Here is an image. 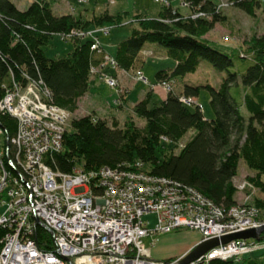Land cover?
Segmentation results:
<instances>
[{
  "label": "trees",
  "instance_id": "trees-1",
  "mask_svg": "<svg viewBox=\"0 0 264 264\" xmlns=\"http://www.w3.org/2000/svg\"><path fill=\"white\" fill-rule=\"evenodd\" d=\"M53 1L32 0L27 8L20 9L12 0H0V99L14 81L23 87L32 80L43 81L52 92V102L73 113L91 87L94 69L109 71L106 56L115 59L117 69H138L152 52L144 50L146 43L151 42L159 44L163 53L174 60L172 68L156 73L158 83L172 84L168 96L152 103L150 92L133 109L146 121L144 128H138L132 120H127L124 127L117 122L110 125L91 114L72 118L65 133L64 150L46 159L54 170L71 173L77 167L87 171L103 166L128 167L139 160L149 174L192 186L228 209L241 204L234 178L243 159L253 173L246 180L264 196L263 34H253L241 44L239 57L250 64L239 74L235 56L212 46L208 38L216 25L226 20L220 3L183 0L189 13L163 5L157 18L134 15L129 22H136V27L127 39L117 43L116 54L112 55L104 45L92 49L94 41H87L89 37L83 38L80 32L92 27L122 26L128 20L127 14L112 13L107 8L101 13L94 11L87 20L73 14L76 8L71 13L57 14ZM229 2L250 16L264 12L259 0ZM77 4H87V0H78ZM55 35L70 39L73 46L66 54L49 58L45 48ZM202 60L209 61L218 71L228 72L219 87L209 83L205 86L215 112L212 118L205 116L197 102L193 103L195 109H191L181 100H197L200 86L186 83L183 91H175L177 78L196 72ZM12 117L0 113V126L8 130L10 137L17 131V120ZM190 131L194 132L192 138L181 147L183 150L175 153ZM252 204L264 212L263 199L257 197ZM38 236L43 249H55L46 229L39 227ZM257 241L264 242V232ZM234 259L214 258L202 264H264V250L257 256L252 252L238 258L239 261Z\"/></svg>",
  "mask_w": 264,
  "mask_h": 264
},
{
  "label": "built area",
  "instance_id": "built-area-1",
  "mask_svg": "<svg viewBox=\"0 0 264 264\" xmlns=\"http://www.w3.org/2000/svg\"><path fill=\"white\" fill-rule=\"evenodd\" d=\"M155 1L170 5V0ZM111 59L106 56V63L115 66ZM100 72L116 86L112 76ZM137 74L148 81L142 70ZM42 85L32 80L23 87L14 81L0 99V112L17 120L12 137L0 128V135H6L3 146L0 141V264H156L144 242L155 232L187 227L202 231L208 240L211 229L222 235L264 226V212L257 207L244 203L228 210L192 186L149 174L141 163L54 170L46 159L62 148L71 113L53 103L52 92ZM161 85L172 89L170 82ZM150 214L156 216L154 229L145 219ZM39 227L51 234L54 250L38 243ZM263 247L256 239L233 241L210 250L201 263L240 258Z\"/></svg>",
  "mask_w": 264,
  "mask_h": 264
},
{
  "label": "rangeland",
  "instance_id": "rangeland-1",
  "mask_svg": "<svg viewBox=\"0 0 264 264\" xmlns=\"http://www.w3.org/2000/svg\"><path fill=\"white\" fill-rule=\"evenodd\" d=\"M12 1L20 9L27 8L32 2V0ZM76 1L78 0H70V3L68 4V0H61L60 3H63V5L60 4L61 6H56L55 4H53L55 5L54 9L57 11V13H71L73 11V8H76L78 10L73 12V14L78 18L83 15L84 19L87 20L92 18L94 11L96 13H101L107 8L112 13L121 12L127 14L128 20L122 26L112 27L111 29H97L95 27H92L91 30H84L80 32V34H84L87 32H89L90 34H94L95 36H91L93 38L96 37V35L100 34L98 36L101 37V41L107 48L108 52L110 51L111 53L114 52V50H112L113 47H115L114 43H118L122 40L127 39L131 35L133 29L136 27V22H129V20L133 19L134 15L140 14L151 18H157L160 16V13L163 9V4L158 3L155 0H113V2L111 0H87V4H81L80 6ZM222 1L225 4L223 5V11L226 16V20L224 23H218L216 25V28L209 33L208 38L210 39L212 46L235 56L236 70L239 71V74H242V72L246 69L250 62L239 57L240 46L253 34L257 33L258 35H264V12L260 10L257 11V14L255 16H250L245 11L233 7L231 4H228L227 2L229 0ZM55 2H57V0H55ZM110 2L114 4H110ZM170 3L173 5V7L179 8L182 13H189L190 8L188 5L183 3V0H170ZM85 5H88V10H86ZM262 9H264V2L262 3ZM105 30H110V32L106 33ZM62 39L63 38L61 35H55L52 39V43L45 48V51L49 58H57L58 56L64 55L72 48L73 42L70 39ZM149 44H153L161 48L159 44L149 42L144 46V50L147 49L146 46H148ZM151 51L152 52L148 53V56L145 57L147 65L145 71L147 73L146 77L148 81L145 82L142 78H140V76L137 74L139 70L136 71L132 80L136 82L137 85L132 87V92L130 95H126L128 99H131L129 102L135 103L139 101L145 96L150 88H152V92L156 85L160 86L157 79H155V74L153 75L156 68V63L154 62H165L166 64L164 66H167V64H169L170 67L174 65V60L167 57L163 52H157L155 50ZM107 69L109 70L108 74L110 76L118 75L119 73V69L112 65L107 66ZM227 75V71H218L209 61L202 60L196 72L189 73L185 78H177L175 91L177 93L183 91L184 85L186 83H192V85L194 86H200V95L196 97L197 103L201 105L202 108L204 107V114L205 110L209 111L207 112L208 114H205V116L207 118H212L215 116V112L210 103V91L205 86L209 83L215 87H219L223 78L227 77ZM92 77L100 80V85L97 86L96 83L92 84L88 91L89 99L85 97L84 99L81 98L78 101V108L76 109V111H74L73 113L70 111L72 116H70V120L72 118L74 119L91 114L101 117L110 125L113 122H117L120 127H124V124L127 122V120H132L138 128H144L146 121L141 117H138L133 111L136 103L131 104L132 106L130 108L126 107L125 109H123L125 96L124 87L120 84L116 76H114L116 81L115 87L110 86L105 78L101 77L100 71L94 72V74H92ZM156 87L155 89L158 88ZM159 99V95L157 93H154L152 94L150 101H152V103H155L159 101ZM89 101L95 106H92ZM113 101L115 102V113H112V111L106 114L108 116L104 115L106 113L105 111L111 110L110 106ZM152 105L153 104H151L150 106ZM187 105L191 106V109H195V105H193V103ZM94 107L97 108V110H92ZM0 128L2 129L1 126ZM3 134L4 133L0 135L2 146L6 143V135ZM193 134V131L188 132L186 136L181 140V143H179L178 147L175 148L174 152L178 153L181 147H183V145H185L186 142L192 138ZM133 165L134 164H131V166ZM251 174L253 173L250 171L245 161L241 159L238 168V176L234 178V182L237 183V187L239 189L237 197L239 198L241 204L245 203L250 206H255V204H252L254 203V199L259 197L264 200V196L260 194V191H258L253 183L250 184V187H244L245 183L247 182L246 178L252 176ZM145 219H148L150 221V228L155 227L157 220L154 214L145 216ZM149 238H151L152 242L148 238H144V242L146 244V248H150L151 246L150 254L154 259H172L177 263L178 259L183 258V252H185L192 243L198 242L201 239V235L197 231L181 228L165 234L157 232L156 236ZM262 249L264 250V247L253 251L255 256L259 255L260 252L263 251ZM234 260L239 261L238 258H235ZM238 263L239 262H234V264Z\"/></svg>",
  "mask_w": 264,
  "mask_h": 264
},
{
  "label": "crops",
  "instance_id": "crops-1",
  "mask_svg": "<svg viewBox=\"0 0 264 264\" xmlns=\"http://www.w3.org/2000/svg\"><path fill=\"white\" fill-rule=\"evenodd\" d=\"M61 2V0H58L57 2H55V0L53 1V3L56 5V6H59L60 4H62L63 5V3H60ZM216 2H219V1H216ZM57 3H59V4H57ZM68 3H70V0H68ZM54 5V6H55ZM61 6V5H60ZM85 8H86V10H87V8H88V5H86L85 6ZM78 10V9H77ZM189 12H190V9H189ZM67 13H70V12H67ZM81 17H84L83 15H81ZM115 44V47H113V49L112 50H114V52L113 53H111L110 51V53L112 54V55H115L116 54V47H117V43H114ZM102 45H104L103 44V42H102ZM147 47V49L146 50H155V51H157V52H163V50L161 49V48H159V46H156V45H153V44H149L148 46H146ZM104 48L107 50V48L105 47V45H104ZM108 51V50H107ZM154 63H156V68H155V71H154V73H153V75L155 74V79H156V73H157V71L158 70H160V69H168V68H172V67H170L169 66V64H167V66H164L166 63L165 62H160V63H158V62H154ZM146 67H147V65H146V60H144V61H142V63H141V66L138 68V69H132V70H130V71H126V70H122V69H119V73H118V75H115L117 78H118V80H119V82H120V84L124 87V93H125V96H124V102H123V104H124V108L123 109H125L126 107H128V108H130L132 105L131 104H137L139 101H141L142 99H144L145 97H146V95L148 94V93H150L151 92V90H152V88H150V90H148L147 91V93L145 94V96L142 98V99H140L139 101H137V102H129L131 99H128L127 97H126V95L127 94H131V92H132V87H134L135 85H137V83L136 82H134L133 80H132V78L134 77V75H135V73H136V71H144L145 72V75H147V73H146ZM100 80H98L97 78H94V77H92V79H91V86H92V84L93 83H96V85L97 86H99L100 85ZM152 82H154V81H152ZM156 85V84H155ZM157 86V85H156ZM155 86V87H156ZM161 86V85H160ZM157 86L156 88L157 89H155V87H154V89H153V91L151 92V95L152 94H154V93H157L158 95H159V97H160V99H159V101H161V100H164L167 96H168V91L163 87V86ZM88 92H87V94L84 96V97H82V99H84L85 97L86 98H88ZM89 99V98H88ZM159 101H157V102H159ZM90 102V101H89ZM90 104L92 105V106H95L93 103H91L90 102ZM114 106H115V102L113 101V103L111 104V106H110V108H111V110L110 111H105L106 113L104 114V115H106L107 113H110V112H112V113H115L114 111H115V108H114ZM204 108V107H203ZM94 109H96L97 110V108H93L92 110H94ZM92 112V111H91ZM94 112V111H93ZM207 112H209L208 110H205V114H208ZM99 115H101V114H99ZM106 116H108V115H106ZM150 241H151V238H149V237H147ZM202 237H201V239L199 240L200 242H202ZM198 241V242H199ZM152 242V241H151ZM198 242H195V243H192L187 249H186V251L185 252H183V256L188 252V251H190V250H192L197 244H199ZM150 248H151V246H150ZM165 260V259H164Z\"/></svg>",
  "mask_w": 264,
  "mask_h": 264
},
{
  "label": "bare ground",
  "instance_id": "bare-ground-1",
  "mask_svg": "<svg viewBox=\"0 0 264 264\" xmlns=\"http://www.w3.org/2000/svg\"><path fill=\"white\" fill-rule=\"evenodd\" d=\"M58 1V0H57ZM77 2V1H76ZM57 4H59V3H57ZM69 4V3H68ZM53 7V6H52ZM70 9V8H69ZM56 13V12H55ZM58 14V13H57ZM78 33V32H77ZM79 35V34H78ZM92 35H94V34H90L89 32H87V33H84V34H81V36L84 38V37H89V38H86L87 39V41H88V39H90V40H93L92 42H93V46H97V47H99L100 45H102V41H101V37H99L98 35H100V34H98V35H96V37H91ZM80 36V37H81ZM95 36V35H94ZM63 37V36H62ZM78 37V36H77ZM65 38V37H64ZM85 39V40H86ZM63 40V39H62ZM85 40L83 41V42H85ZM92 46V47H93ZM102 53V52H101ZM99 54V53H98ZM109 59V58H108ZM110 62L111 63H115V59L114 58H112L111 60H110ZM20 84V83H19ZM42 87L43 88H46V86L44 85V83H43V85H42ZM13 87H10V89H12ZM1 113V112H0ZM72 117V116H71ZM13 118V117H12ZM70 121H68V123H69ZM68 123L66 124V126L64 127V139H65V133H66V131L68 130ZM4 135V134H3ZM64 139H63V142H62V148L60 149V150H58V151H54V152H52L51 153V155H53V154H55V153H60V152H62L63 150H64ZM181 150H183V149H181ZM138 163H140L139 162V160L134 164V165H136V164H138ZM142 163V162H141ZM82 166V165H81ZM90 171V170H89ZM234 207H230V208H228V210L229 209H233ZM227 209V208H226ZM225 218H227V217H225ZM149 227H150V224H149ZM181 228H186V229H190V228H187V227H181ZM181 228H173L172 230H170L168 233H170V232H172V231H175V230H177V229H181ZM151 229H154V228H151ZM191 230H193V229H191ZM194 231H197L200 235H201V237L203 238V239H205V236L203 235L204 233L202 232V231H198L197 229H194ZM203 234H202V233ZM219 232H220V230H215V229H211L210 231H209V233H210V236H212L211 237V239H214V238H222L223 236H226V235H230V234H235V233H238V232H242V230L241 231H231V232H227V233H225V234H222V235H219ZM156 233L157 232H155V233H153V234H151L150 236H146V237H154V236H156ZM160 233V232H159ZM165 234V233H164ZM145 237V238H146ZM207 239H205L204 241H206ZM241 241V240H243V239H234V240H231V241H229L228 243H225V244H219V245H217V246H215V247H213V248H211V250H213V249H219V248H221L222 246H225V245H227V244H229V243H231V242H233V241ZM245 240H251V238H248V239H245ZM198 246V244L193 248V249H195L196 247ZM147 249V253L149 254L150 253V249L151 248H146ZM192 249V250H193ZM191 250V251H192ZM263 250V249H262ZM190 251V252H191ZM260 251V250H259ZM259 251H257V252H259ZM190 252H188V253H186L184 256H183V258H185ZM206 255L208 254V252L207 253H205ZM183 258H180V259H178V262L176 263L175 261H173L172 259L171 260H156L155 259V262H156V264H162V262L164 263V264H170V262L172 263V264H179L180 263V261L183 259ZM243 258H246V257H243ZM201 259H202V256L201 257H199L198 259H196V260H194L193 262H191V264H195V263H197V264H199L200 262H201ZM200 264H202V263H200Z\"/></svg>",
  "mask_w": 264,
  "mask_h": 264
},
{
  "label": "water",
  "instance_id": "water-1",
  "mask_svg": "<svg viewBox=\"0 0 264 264\" xmlns=\"http://www.w3.org/2000/svg\"><path fill=\"white\" fill-rule=\"evenodd\" d=\"M262 232H264V226L260 228L248 229L235 234L226 235L223 236L222 238H214V239H208L206 241H202L185 258H183L179 264H191V262H193L194 260L198 259L201 256H204L205 253L211 250V248L221 243L222 244L228 243L229 241L234 239L254 238L259 240Z\"/></svg>",
  "mask_w": 264,
  "mask_h": 264
}]
</instances>
